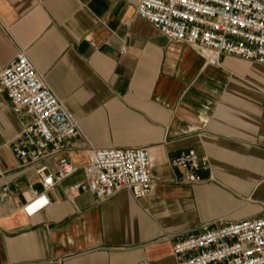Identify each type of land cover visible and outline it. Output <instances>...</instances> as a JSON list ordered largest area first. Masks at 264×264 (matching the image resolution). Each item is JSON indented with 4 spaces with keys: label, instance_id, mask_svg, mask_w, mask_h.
<instances>
[{
    "label": "crops",
    "instance_id": "crops-1",
    "mask_svg": "<svg viewBox=\"0 0 264 264\" xmlns=\"http://www.w3.org/2000/svg\"><path fill=\"white\" fill-rule=\"evenodd\" d=\"M138 0H0V69L24 49L89 141L99 148L148 147L154 189H128L98 203L66 188L86 179V142L23 165L14 142L26 117L0 91V264H178L173 244L201 223L264 215V64L223 54L207 63L137 14ZM127 52L122 53V46ZM194 149L208 161L190 184L172 159ZM78 169L30 214L36 171ZM175 234L173 238L167 235Z\"/></svg>",
    "mask_w": 264,
    "mask_h": 264
},
{
    "label": "built area",
    "instance_id": "built-area-1",
    "mask_svg": "<svg viewBox=\"0 0 264 264\" xmlns=\"http://www.w3.org/2000/svg\"><path fill=\"white\" fill-rule=\"evenodd\" d=\"M137 14L169 41L197 49L211 65H220L223 54L264 64V0H138ZM127 49L124 45L121 52ZM0 91L7 94L15 113L27 119L14 142L23 165L61 153L69 138L81 136L85 140L86 179L66 188L69 197L89 191L103 203L123 189L130 190L137 200L152 194L149 148L95 147L24 49L0 69ZM171 162L183 169L187 183L206 181L200 171L208 161L194 149L182 152ZM77 169L67 157L60 159L57 172L50 171L46 164L38 167L43 191L31 190L24 209L33 214L47 206V191ZM7 194V186L0 189V202ZM174 236L169 234L167 238ZM173 253L178 264H264V215L222 224L201 223L174 242Z\"/></svg>",
    "mask_w": 264,
    "mask_h": 264
}]
</instances>
